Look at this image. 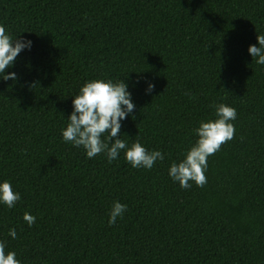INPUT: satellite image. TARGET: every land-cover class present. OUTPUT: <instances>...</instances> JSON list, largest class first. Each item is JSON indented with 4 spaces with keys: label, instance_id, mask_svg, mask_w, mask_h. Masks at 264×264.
Listing matches in <instances>:
<instances>
[{
    "label": "trees",
    "instance_id": "trees-1",
    "mask_svg": "<svg viewBox=\"0 0 264 264\" xmlns=\"http://www.w3.org/2000/svg\"><path fill=\"white\" fill-rule=\"evenodd\" d=\"M0 24L32 41L6 69L16 80H0V180L21 194L0 205L6 251L21 264H264V65L248 53L264 0H0ZM98 78L130 85L121 139L162 151L152 169L63 141L72 97ZM221 102L234 137L203 187L181 188L169 164ZM117 200L127 210L110 226Z\"/></svg>",
    "mask_w": 264,
    "mask_h": 264
},
{
    "label": "clouds",
    "instance_id": "clouds-1",
    "mask_svg": "<svg viewBox=\"0 0 264 264\" xmlns=\"http://www.w3.org/2000/svg\"><path fill=\"white\" fill-rule=\"evenodd\" d=\"M32 47V41L25 37L13 36L0 24V80H16L15 72H6L13 67L18 54ZM248 53L256 58L258 65H264V34L257 35V44L249 45ZM139 83V81H137ZM145 94H150L155 84L146 81ZM130 85L125 80L92 79L86 81L72 97V112L67 117V124L61 128L64 142L75 148H83L87 158H94L103 153L108 162L118 159L123 152L124 159L134 169H152L157 161L165 156L159 149L149 151L139 140L129 144L121 139V122L133 113L135 104ZM214 117L202 119L193 129L196 136L194 143L183 153V158L169 164L168 175L181 188H190L194 183L203 187L207 182L206 171L208 157L220 150L221 145L233 139L237 117L234 107L223 102L213 105ZM115 138V139H113ZM21 199L9 180H0V205L11 209ZM127 205L114 201L108 218V224L114 225L117 218H122ZM23 220L31 227L36 217L29 212L23 214ZM8 236L15 239L16 230L10 228ZM7 242L0 240V264H21L17 253L6 251Z\"/></svg>",
    "mask_w": 264,
    "mask_h": 264
}]
</instances>
